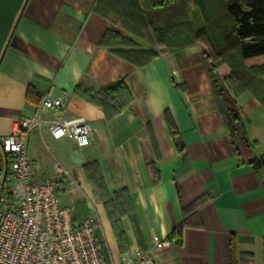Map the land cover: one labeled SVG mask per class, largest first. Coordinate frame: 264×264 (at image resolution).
Segmentation results:
<instances>
[{
    "label": "crops",
    "instance_id": "0c3cea01",
    "mask_svg": "<svg viewBox=\"0 0 264 264\" xmlns=\"http://www.w3.org/2000/svg\"><path fill=\"white\" fill-rule=\"evenodd\" d=\"M95 2L0 0V137L36 111L26 98L28 85L41 97L62 100L59 109H41L45 121L88 125L89 144L83 147L69 136L54 138L45 127L33 129L27 154L37 164L36 179L60 178L63 203L79 202L82 218L97 216L108 264L137 252L153 264H230L231 255L235 264H263L264 168L253 169L251 161L264 152V105L249 90L237 97L249 144L236 141L234 150L224 101L214 91L201 46L163 49L148 64L133 65L99 45L105 30L122 31L93 10ZM136 41L142 49L151 47ZM229 72L227 63L218 65L220 79ZM119 78L131 104L111 118L76 91L78 85L98 90ZM92 161L109 196L116 194L124 252L87 183L83 165ZM62 170L69 175L61 176ZM69 181L76 185L70 191ZM178 230V237L167 238Z\"/></svg>",
    "mask_w": 264,
    "mask_h": 264
},
{
    "label": "trees",
    "instance_id": "16d2710c",
    "mask_svg": "<svg viewBox=\"0 0 264 264\" xmlns=\"http://www.w3.org/2000/svg\"><path fill=\"white\" fill-rule=\"evenodd\" d=\"M93 10L119 24L127 33L126 35L109 28L102 34L99 45L109 48L115 55L133 65L148 64L164 52L163 49L201 46L214 91L224 101L232 147L236 150V141L249 144L236 99L249 90L264 105V0H96ZM128 34L146 40L151 47L140 48L136 39ZM222 62L228 64L230 72L220 79L217 67ZM76 91L87 101L99 106L106 118L130 108L131 95L122 78L103 85L98 90L78 85ZM26 98L35 102L38 107L42 97L32 85H28ZM164 115L175 150L180 152L182 148L175 124L168 111ZM148 165L155 180H158L156 167L152 163ZM251 166L255 170L264 168V152L252 159ZM83 170L87 183L106 209L120 252H124L125 238L120 225V211L116 212L114 208L116 194L109 196L95 161L85 163ZM81 214L82 207L75 201L74 224H81L87 218H82ZM131 221L135 234L138 235L133 216ZM178 236L179 230L170 233L167 238ZM96 238L107 262L98 231ZM262 250L264 264V238ZM230 264H235L232 255Z\"/></svg>",
    "mask_w": 264,
    "mask_h": 264
},
{
    "label": "built area",
    "instance_id": "2783aa9c",
    "mask_svg": "<svg viewBox=\"0 0 264 264\" xmlns=\"http://www.w3.org/2000/svg\"><path fill=\"white\" fill-rule=\"evenodd\" d=\"M61 98L44 95L36 111L16 120L10 134L0 137L6 163L0 169V264H108L96 238L99 220L89 214L74 224V202L63 203L60 178L36 179L37 164L27 154L29 133L45 127L54 138L71 137L78 147L89 144L87 124L47 122L42 108L59 109ZM61 176L69 171L62 170ZM69 191L76 188L69 181ZM121 264H153L137 252Z\"/></svg>",
    "mask_w": 264,
    "mask_h": 264
},
{
    "label": "rangeland",
    "instance_id": "374dc122",
    "mask_svg": "<svg viewBox=\"0 0 264 264\" xmlns=\"http://www.w3.org/2000/svg\"><path fill=\"white\" fill-rule=\"evenodd\" d=\"M120 27H121V26H120ZM121 31H122L121 33L127 35V33L123 30L122 27H121ZM128 35H129V34H128ZM129 36L132 37V38L138 39V38H136V37H134V36H132V35H129ZM141 40H144V39H141ZM144 41H146V40H144ZM146 42H147V41H146ZM3 165H4V158H3V155H2L1 150H0V168H2Z\"/></svg>",
    "mask_w": 264,
    "mask_h": 264
}]
</instances>
